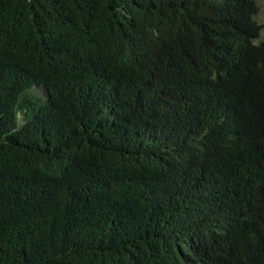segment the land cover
Listing matches in <instances>:
<instances>
[{
	"label": "trees",
	"instance_id": "16d2710c",
	"mask_svg": "<svg viewBox=\"0 0 264 264\" xmlns=\"http://www.w3.org/2000/svg\"><path fill=\"white\" fill-rule=\"evenodd\" d=\"M255 0H0V264H264Z\"/></svg>",
	"mask_w": 264,
	"mask_h": 264
},
{
	"label": "rangeland",
	"instance_id": "374dc122",
	"mask_svg": "<svg viewBox=\"0 0 264 264\" xmlns=\"http://www.w3.org/2000/svg\"><path fill=\"white\" fill-rule=\"evenodd\" d=\"M256 4L258 6V12H257V16L256 19L257 21L263 25V29L260 33V37L258 39L259 40H263L264 39V0H255Z\"/></svg>",
	"mask_w": 264,
	"mask_h": 264
}]
</instances>
